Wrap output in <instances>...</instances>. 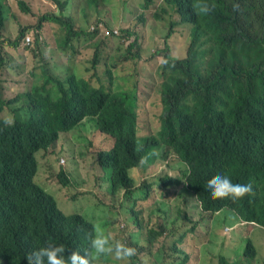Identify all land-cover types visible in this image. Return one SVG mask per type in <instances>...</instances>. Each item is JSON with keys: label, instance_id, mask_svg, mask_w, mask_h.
I'll list each match as a JSON object with an SVG mask.
<instances>
[{"label": "trees", "instance_id": "trees-1", "mask_svg": "<svg viewBox=\"0 0 264 264\" xmlns=\"http://www.w3.org/2000/svg\"><path fill=\"white\" fill-rule=\"evenodd\" d=\"M52 1L56 11L40 16L36 26L40 30L44 22L59 24L63 36L56 38V46L73 64L81 31L75 26L72 11L68 13L69 0ZM73 1L83 3L82 11L87 16L88 7L98 10L104 0ZM248 1L142 0V9L151 10L154 19L164 26L161 35L166 44L178 24H187L193 39L205 43L206 51L213 53L209 75H201L192 60H184L162 80L165 107L155 134L140 135L136 87L111 90L112 96L107 95L79 80L75 66L67 68L71 72L66 76L58 75L39 49L46 66L41 91L35 87L38 96L29 95L28 111L24 117L17 114L14 125L0 121V264H29L33 249L47 241L65 245L67 254L72 252V245H78L77 250L84 255L88 238L97 229L130 245L131 241L126 242L114 231L109 216H104L99 227L81 214L65 215L55 195L32 182L36 172L34 152L54 142L60 130L71 132L86 119L114 138L113 147L100 150L96 160L102 170L113 164L108 174L115 203L122 208L129 206L138 198L139 190H146L145 197L152 195L156 191L154 182L163 198L158 202L160 228L131 232L135 244L142 240L144 245L126 264H141L144 256L150 264H186L176 254L183 242L191 238L203 242L220 229H201L208 213H230L249 226L264 224V0H254L245 13ZM193 2L200 6L211 3L216 11L204 15L190 5ZM174 13L180 14L178 20ZM4 28L7 30V25L0 20V32ZM27 30L16 35V31H7L12 34L6 36L12 56ZM123 32L127 37L134 35L129 29ZM135 43L136 39L130 46ZM101 51L98 47L94 53ZM0 62H6L1 43ZM97 80V88L105 87L100 76ZM152 152L155 154L149 155ZM145 156L147 160L141 164ZM222 174L229 175L234 183L243 181L241 177H254L257 182L243 198L213 200L203 188ZM60 177L65 185L70 183V175L62 173ZM83 178V194L92 195L103 208L106 200L96 191L100 177L83 173ZM140 180H147L148 185H136ZM170 188H179L184 197L196 198L197 217L180 208L174 215L171 202L177 196ZM77 198L71 197L72 205L80 203ZM260 244L256 247L248 240L241 261L261 264L264 258ZM114 262L105 255L98 264ZM221 264L228 263L222 259Z\"/></svg>", "mask_w": 264, "mask_h": 264}, {"label": "rangeland", "instance_id": "rangeland-1", "mask_svg": "<svg viewBox=\"0 0 264 264\" xmlns=\"http://www.w3.org/2000/svg\"><path fill=\"white\" fill-rule=\"evenodd\" d=\"M19 1L21 0H5L7 30L4 28L0 33V43L6 57V63L1 70L0 91L5 99L14 97L30 87L31 71L39 65L38 51L40 48L45 50L47 60L58 75L66 76L71 72L67 68L75 66L84 77L91 78L95 85H99L97 77L93 75L95 70H87L91 68L95 49L99 47L103 57L97 69L105 87L110 91L136 87L137 112L140 113L141 118L140 135L156 133V126L160 123L163 110L160 91L162 66L164 65L162 61L168 53L186 54L192 38L191 27L187 24H178L168 41L171 42V48L167 49L161 35L164 26L154 19L151 10L141 8L142 0H104L100 2L98 10L95 7H88L87 16L82 11L83 3L77 1L73 20L76 28L81 31V36L75 42L76 53L73 64H70L66 55L56 47V38L63 36L59 24L44 22L40 31L35 28L40 16L54 10L53 2L51 0H25L32 9L31 13H26L19 8ZM71 7H73L72 0H69L70 11H72ZM174 15L176 20L180 18L179 13H174ZM100 25L107 29L117 28L122 34L108 36L98 30L94 37H91L92 27ZM22 29H28L26 33L32 34L34 43L31 46H24L21 39L19 49L15 51V56H12L6 40V36L12 34L7 31H16V35ZM125 29L131 30L134 35L127 37L123 32ZM134 39L136 43L129 50L130 43ZM177 58L180 57L177 56ZM113 62L115 64H112ZM6 115L9 113H1V116ZM88 121L71 132L63 133L55 147L39 153V170L35 181L55 197L58 196L56 198L58 205L65 214L78 212L89 216L93 218L91 221L98 223L99 227L102 226L104 216H109L112 219L114 231L126 242L131 241L136 245V249L140 250L144 241L141 240L135 244L130 234L138 230L144 232L146 228L152 226L156 229L160 228L162 215L158 210V202L163 198L154 182L152 187L156 191L152 195L135 198L132 204L124 208L115 203L114 196L110 195L109 174L103 173L96 161V155L100 150L111 149L113 139L100 133L92 122ZM62 173L70 175L71 184L66 186L63 183L60 177ZM83 173L100 177L96 191L106 200L103 205L105 212L94 201L92 195L83 194ZM158 175L159 173L155 176L158 177ZM148 181H153V178ZM148 181L140 180L136 182V185L146 186ZM173 191L177 196L171 202L174 215L176 209L180 208L197 217L196 198L191 195L182 196V190L180 191L179 188H170V192ZM73 196L81 200L79 204L72 205L74 201L71 197ZM136 215H138L137 218H135ZM129 216H132V219L128 218ZM235 221L237 220L230 213H208L200 224L201 229L207 231L210 226L220 229L210 239L203 242L194 238L183 242L176 252L177 256L179 259L187 257L186 264H218L219 255L225 254L233 264H245L241 261L245 259L243 250L247 241L251 240L256 247L258 242H261L259 249L264 258V227L249 226L238 222L235 228ZM225 225L235 229L226 233L223 231ZM261 264H264V261Z\"/></svg>", "mask_w": 264, "mask_h": 264}, {"label": "clouds", "instance_id": "clouds-1", "mask_svg": "<svg viewBox=\"0 0 264 264\" xmlns=\"http://www.w3.org/2000/svg\"><path fill=\"white\" fill-rule=\"evenodd\" d=\"M52 1V0H51ZM252 1L247 2V7L245 9V13L248 12L249 8L251 7ZM53 2V1H52ZM76 2L72 0V15L74 14V11L76 9ZM54 4V3H53ZM0 5L2 6V12L0 15V20L2 23L7 22V6L5 3V0H0ZM191 6H195L200 9V11L204 15H211L216 11V8L213 4L211 3H204V5L200 6L196 2H193L190 4ZM19 8L24 11V12H32L31 7L26 3L25 0H21L18 3ZM142 8V7H141ZM56 11V5L54 4V10ZM71 11L69 10V5H68V13ZM54 23V22H53ZM36 30L40 31L37 26L35 27ZM93 32L100 30L103 31L104 34L111 36H120L122 33L120 32L119 29L114 28V29H107L103 27L102 25L95 27H92ZM257 32V31H254ZM1 33V32H0ZM174 33V32H173ZM173 35V34H172ZM34 43V39L32 37V34H27L23 37L22 39V44L24 46H31ZM200 40H195L193 37L191 38V42L189 45V48L187 49V52L185 55H174L173 53H168L165 56V60L162 62L164 65L162 66V80L167 78V75L171 72L172 68L177 65L179 61H184V60H192V62L196 65V68L200 72L201 75L207 76L210 73V61L213 58V53L206 51V45L205 43L200 44ZM166 48L170 49L171 48V42H168L166 44ZM57 47V46H56ZM130 46V49L131 50ZM62 53V52H61ZM43 54L45 55V50L43 49ZM179 56L180 58H177ZM103 57L102 51L99 53H94L93 60H92V66L91 68H88L87 70L94 69L95 72L93 73L94 76H99L98 74V65L101 63ZM38 60H39V65L31 71V78L32 82L30 87L19 94H17L14 97L5 99L0 91V121L6 126H12L16 122L17 114H20L22 117L26 115V112L28 111V99L29 95L33 97H37L38 95L36 94L35 87L38 86L39 91H41V85L44 80V75H45V61L44 58L40 55H38ZM6 62H0V81L2 77L1 70L4 67ZM112 64H115L114 62ZM78 72V77L79 80L84 81L87 83L91 88L94 89H99L103 93L112 96V91L108 90L106 87H98L95 85L91 78H86L84 77L81 73H79V70L77 69ZM111 70L109 69V73ZM92 77V76H91ZM161 101L163 107H165L164 103V84L161 82ZM3 112H8L9 115L6 116H1V113ZM88 121L86 119L84 123ZM89 122V121H88ZM94 125V123L92 122ZM95 126V125H94ZM79 127V126H78ZM4 128V127H3ZM76 129V128H75ZM98 130V129H97ZM68 130H60L58 132V136L55 139L54 142L49 144L47 147H42L37 149L34 152V159L36 161V172L34 173L32 177V182L39 187L40 184H38L35 181V178L37 179V174L39 170V153L40 152H45L50 150L51 148L55 147L59 140L61 139V136L63 133H68L66 132ZM100 133H102L100 130H98ZM104 134V133H102ZM107 135V134H105ZM109 136V135H107ZM110 137V136H109ZM112 138V137H111ZM113 139V144H114V138ZM113 147V145H112ZM111 147V148H112ZM104 150V149H102ZM110 150V149H109ZM155 153H149V155H154ZM97 156V155H96ZM147 160V156L141 158L140 163L144 164ZM64 161V160H63ZM97 161V160H96ZM98 164V163H97ZM99 165V164H98ZM100 167V166H99ZM113 164L111 163L108 167H103V173H109V171L112 169ZM101 168V167H100ZM102 169V168H101ZM243 181L239 180L238 182L234 183L231 177L227 174H222V175H217L214 180L211 182L207 183L203 190L204 192L213 200L218 199V198H230L233 201L238 200L240 198L245 197L246 195L250 194L252 192V185L257 182V179L254 177H241ZM72 181L70 180L71 184ZM68 184V185H69ZM162 183H159V188L161 189ZM67 186V185H66ZM146 190H139L137 193L138 197H145ZM58 196L54 197L57 198ZM59 199V198H58ZM78 211V210H77ZM65 214V213H64ZM72 214H81L78 212H73ZM65 215H70V214H65ZM83 215V214H81ZM86 219L91 220L93 218L89 216L83 215ZM97 219V217L95 218ZM235 228L238 226L239 221H235ZM98 225V223H95ZM255 227L261 226L264 227V224L261 222H258L257 224H252ZM233 227H228L225 225L223 228V231L226 233H230L234 229ZM249 238V237H248ZM247 238V239H248ZM134 244L131 242L130 245L127 243L119 240V239H114L110 234H105L103 231L97 229L96 232L92 235L89 236L88 238V246L86 249H84V255H81L80 252L77 250L78 245H72L71 246V253L67 254L66 253V247L63 244L60 243H55L52 241H47L43 246H39L33 249L31 252V255L28 257L29 259V264H98L100 258L102 256H110L112 257L115 262L117 261L118 264H126L129 258L135 256L137 254V249L136 247H132ZM242 251V248H241ZM185 263H187L188 258L185 257L183 258ZM225 260L228 264H232L230 260H228L225 256V254H221L218 257V264H221V260ZM141 264H150L149 258L147 256H144L142 258Z\"/></svg>", "mask_w": 264, "mask_h": 264}]
</instances>
